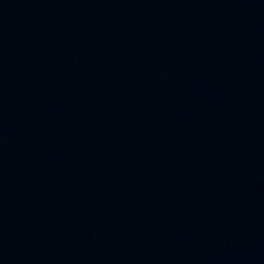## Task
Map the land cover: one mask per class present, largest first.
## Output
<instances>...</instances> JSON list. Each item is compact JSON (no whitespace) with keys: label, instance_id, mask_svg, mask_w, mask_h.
<instances>
[{"label":"water","instance_id":"water-1","mask_svg":"<svg viewBox=\"0 0 264 264\" xmlns=\"http://www.w3.org/2000/svg\"><path fill=\"white\" fill-rule=\"evenodd\" d=\"M0 264H264V0H0Z\"/></svg>","mask_w":264,"mask_h":264}]
</instances>
